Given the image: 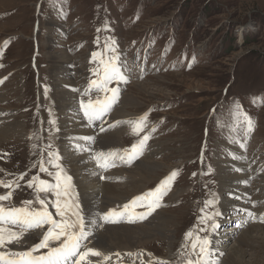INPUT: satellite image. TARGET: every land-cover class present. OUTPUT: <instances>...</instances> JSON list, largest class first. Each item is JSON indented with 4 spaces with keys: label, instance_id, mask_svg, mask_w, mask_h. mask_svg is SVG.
Segmentation results:
<instances>
[{
    "label": "rangeland",
    "instance_id": "obj_1",
    "mask_svg": "<svg viewBox=\"0 0 264 264\" xmlns=\"http://www.w3.org/2000/svg\"><path fill=\"white\" fill-rule=\"evenodd\" d=\"M35 40L40 46L36 59L38 73L32 59ZM92 48L99 60L108 53L106 63H113L116 52L124 64L119 67L123 78H117L118 95L114 97L116 102L111 101L115 104L108 109L109 119L102 117L106 118L103 130L97 129L102 118L95 117L92 124L89 115L84 116L90 137L81 135L85 143H77L80 147L87 146L88 151L78 150L76 144L61 139L65 130L55 94L57 69L51 61L55 56L63 58L62 65L69 67L78 87ZM42 80L49 81L48 95L44 84H38ZM0 90L3 96L0 128L12 126L13 129L9 137L0 138V151L8 148L3 154L6 157L13 154L11 148L23 152L28 129L31 134L46 132L55 166L59 165L74 180L80 203L79 185L76 187L79 181L65 156L90 157L91 137L96 136L97 153L101 154L96 158L102 163L110 150L103 155L101 149L113 146L99 148L107 141L101 136L114 132L126 148L130 143L132 118L141 117L138 123L142 122L143 129L134 134L145 132L148 139L140 144L138 155L118 156L110 171L123 172L127 180L130 175L126 172H138L135 166H130L129 159L137 164L149 158L168 165L170 169L159 171L158 178L150 176L145 181L136 178L138 194L178 169L181 173L176 177L179 170L169 179H174L175 186L166 197L165 206L152 217L161 215L168 219L165 235L169 239L154 235L151 240L136 241L126 251L133 259L138 257L134 252L145 247L163 257H168L172 249L173 255L188 224L181 225L185 220L190 225L193 221L192 201L198 196L214 211L211 220L218 225L212 228V240L204 246L207 254L211 251L207 258L219 259L217 264H224L226 251L229 254L230 249L241 246L245 255L242 264H264V214L261 213L264 210V0H0ZM127 93L135 95L139 104L131 105L128 111L134 115L124 117L126 121L121 122L115 116ZM15 123L20 128H15ZM206 144L208 156L202 163L198 158ZM88 163L94 166L93 158ZM100 165L94 168L99 171ZM195 167L197 172L192 175L189 171ZM7 178L13 180L16 198L32 192L25 177ZM120 180L113 183L120 184ZM53 195L58 196L54 204L64 203L66 196L62 192L53 190ZM80 209L94 239L98 224L99 230L108 225H126L117 223L115 218L102 222L101 213L91 223L81 205ZM104 210L107 209H101ZM253 227L250 243L241 241L243 234ZM227 229L235 234L225 238ZM213 233L218 234L221 246L211 244ZM200 236L205 237V233ZM201 242L197 243L199 249L203 246Z\"/></svg>",
    "mask_w": 264,
    "mask_h": 264
},
{
    "label": "bare ground",
    "instance_id": "obj_2",
    "mask_svg": "<svg viewBox=\"0 0 264 264\" xmlns=\"http://www.w3.org/2000/svg\"><path fill=\"white\" fill-rule=\"evenodd\" d=\"M55 57L56 58L52 57V61H51L52 64H54L55 68L57 69V72H56V74H57V80H56L57 90L55 91V94L58 98V102L60 104V109H61V114H60L62 116L61 125L65 131H68L66 133L63 130L64 131L63 137L61 139L63 140V142H65V143L69 142L73 146H74V144H76V149H78V150H80L81 148H85L86 150L89 151V148L87 146L80 147V145H79V143H81V144L85 143V140L81 139L80 136L85 135V136L90 137L91 130H89V128L87 126V122L85 121L84 116L86 114L84 112L81 113V110H83L82 107H81V110L79 109V107L82 104L77 105L78 94H77L76 83L74 81L75 79L73 80V78L70 74L69 67L67 68L64 65H62L63 58H61V57L57 58V56H55ZM117 58H120L119 54H118ZM122 62L123 63H121V60H120L117 64L119 72H121L120 68H119L120 65L124 64L123 60H122ZM119 83H120V81H119ZM119 83H118V85H119ZM135 87L137 89H139L138 85ZM0 92H1V90H0ZM116 94H117V92H116ZM117 95H116V97H117ZM1 99H3V96L0 93V100ZM114 100L116 102L115 98H113L112 102H114ZM122 100H124V101H122L121 106L118 108L117 115L115 116V119L121 118L122 120H120V121L124 122V121H126V119L124 117H130V116L134 115V113H130L128 111V108L131 105L137 104L138 100H137L135 95L130 94V93L125 94L124 97H122ZM125 103L128 105H126ZM114 104L110 103L109 107L113 106ZM86 117L88 118V116H86ZM94 118H95V116H93L92 119H94ZM86 120H89V119H86ZM101 122L99 121L97 124H101L103 126L106 125V123L104 125ZM58 123H59V121H58ZM208 124H209V121H208ZM19 126L20 125L18 123H15V125H14L15 128H18ZM58 130H61V129L58 128ZM12 131H13L12 126L1 127L0 128V138L6 137V136L9 137L8 135H10V132H12ZM67 134L70 137H68ZM101 138H103L104 140H107V141L104 142L102 145H100L99 148H106V147L113 146L112 148L101 149L103 155L107 152V150H110L109 153L106 154V156L102 160V163L99 160H97V158H96L97 155L98 156L101 155V154L97 153L99 138H96V136L91 137L92 144L90 145V152H89L90 157H91V161L93 158L94 163H92V165L94 164V166H90V164L88 163V160L90 161V157H86L85 155L80 157V154H79L77 159L73 158L74 156H67V157L65 156V161L67 163H70V168L79 181V184L76 183V187L78 188V185H79V188L77 191H79L80 199L82 200L81 203H83V205L80 203L82 211H85V213H86V215H88L91 223H95L98 220L97 217L102 212L101 209H105V208L108 209L110 207L115 206L117 203L123 204V203L127 202L131 197L137 196L138 195V191L136 188L137 185L136 186L134 185L136 178H140L142 181L148 180L147 177H150V176H152V179L158 178V177H160L159 171L170 169L168 167V165H166L162 162L154 161V160L149 159V158L148 159H145V158L141 159V161L140 162L138 161L137 164L135 163L134 159H132V160L129 159L128 163L130 164V166H135V169L138 172H136V173L126 172V174L131 176V177L130 176L127 177V180H126V175H122L123 172L119 173V172H116L114 170L110 171L111 168H114V166L112 164H116L115 162H117L118 156H119V158L123 157V155H120V151L124 147V145L121 142L120 137L113 132V133L104 134L101 136ZM77 142H79V143H77ZM116 146H120V147L117 148ZM112 150H116V151L114 153H111ZM82 153H84V152H82ZM115 153H117L118 155L116 156ZM110 160H112V162ZM109 161H110V163H109ZM98 164H101L99 167V171H97L98 169L96 170L94 168L95 166H98ZM124 174H125V172H124ZM102 177L104 178L103 181L101 180ZM120 178L123 180V181L120 180V184H118V183L116 184V182L113 183V181L115 179L119 180ZM77 179H75V180H77ZM100 180H101V182H100ZM130 180H132V181L130 182ZM99 186H100V188L98 189ZM82 206H84V210H83ZM261 213L264 214V210ZM124 221H126L125 217H124ZM116 222L117 223H123L120 218H117ZM126 222H128V223H125L126 225L120 224L118 226H115V225L114 226L113 225L112 226H109V225L103 226L104 229H101V230H99L98 227L100 224H98V227L96 226L97 230H98V231H96V238L98 240L97 246H99V247L94 245V243L97 240L95 241L96 238L94 239L92 237V235L90 234V240L92 241L93 246L100 249V250H103V251L109 253L111 256L109 255L108 257L113 258V255H112L113 253H115L117 251H129L130 248H132L135 245L136 241L145 242L148 239L151 240V238H153L154 235H157V236L162 235L164 237V239H169V237L166 238V235H165V232H166L165 229L169 223H168V219L164 216L159 215L158 217L151 218L150 221L144 222V223L139 222L137 219H133L131 221H126ZM127 224H130L131 226H129ZM134 224H143V225L135 226ZM253 229H254V227L251 228L249 231H246L245 233L243 232L244 234L241 238L242 239L241 241H243L244 243H246V242L250 243V240L252 239L251 230L253 231ZM233 233L235 234V232H233L231 229H227V231L224 232V234H227L225 236V238L227 236L229 238V236ZM213 234H215V235L213 236L214 243H212V245L214 247L221 246L219 237H216L218 234L217 233H213ZM239 247H241V246L233 247L232 249H230L231 253H229V254H227V251H226V259L223 261L224 264H242V261H243L245 255L243 254L244 252L242 251V248H239ZM218 260L219 259L213 260L210 258H206L205 262L207 264H217Z\"/></svg>",
    "mask_w": 264,
    "mask_h": 264
},
{
    "label": "snow or ice",
    "instance_id": "obj_3",
    "mask_svg": "<svg viewBox=\"0 0 264 264\" xmlns=\"http://www.w3.org/2000/svg\"><path fill=\"white\" fill-rule=\"evenodd\" d=\"M103 67H102V72H103V83L106 86L108 81L120 78L122 79L123 77L121 76L118 67L115 64L111 63H105L101 62ZM96 75H100V71H97L95 73ZM96 83V82H93ZM114 95H115V90H112ZM109 108V102L106 99L105 101H97L96 106H93L92 104H89L86 106V115H89L90 117L95 116L99 117L101 116L104 112H106ZM142 127V122L141 125L137 126V130ZM249 127H251V121H249ZM148 139L147 136L144 137V140L146 141ZM135 151V148L133 149ZM59 167V165H57ZM176 173H173L172 176L174 177ZM60 179V175L57 174V180ZM66 180L71 179V177H65ZM169 181H165L164 184H167ZM0 183H3L0 181ZM43 183V182H41ZM164 184L161 185V188L164 187ZM6 186H11V185H6ZM31 186V185H30ZM59 187V185H57ZM42 191L44 189H41ZM158 194L162 195L163 193L161 192V189H157L156 192L149 193L148 196L152 197L155 196L157 197V200L159 199ZM8 196H3L0 197V200H6L8 199ZM142 199V198H138ZM210 204L212 203L211 201L209 202ZM40 204L43 205L44 201L40 200ZM156 206V203L153 202L148 205L150 211L154 210ZM57 210L58 214L60 216H64V212L60 210V205L59 202H57ZM127 207V206H126ZM150 214V212H149ZM116 213H109L107 216H105V220L109 219V216H114ZM5 217H8L13 225H19L20 226V232H15V231H8L7 235H5V229L0 227V247H3V245L7 243H11L14 239H19L20 236L24 234L25 230L32 229L34 227H40L44 224H50L51 228L47 231L46 235L43 237L42 241L40 244H38L36 247L32 249V251L29 252H21V253H16L13 254L14 256L18 257L17 259H5L4 254L0 253V264H67V260L70 257H75L79 256V259L81 261L85 260L89 255L91 256H100L101 253L92 249H88L87 251L80 252V240L85 237V233L83 231L84 225L82 222V218H80L77 214V221L76 223L69 224L66 220L57 222L56 220L53 219L52 214L48 212L47 207L45 206L43 211H34V212H29L26 209H15L12 211H9L7 213L4 212L3 209H0V223L5 222ZM211 219V217H209ZM115 222V221H113ZM76 224H79V234L75 232H69L68 229L76 227ZM213 227H218V225H213ZM58 230V231H57ZM191 233L188 234L189 237H191ZM61 237H64L63 240H61ZM50 240H59L60 241V246L59 247H54L51 249V251L48 253L46 256H39V257H33L32 252L33 251H38L41 248H48L49 247V241ZM202 247L200 248L201 254H205L206 246L209 241L208 240H203L202 242ZM196 244H193V249L196 248ZM118 255V254H117ZM107 259V257H106ZM158 264H166L164 261H158ZM187 264H194L193 261L189 260L187 261Z\"/></svg>",
    "mask_w": 264,
    "mask_h": 264
},
{
    "label": "water",
    "instance_id": "obj_4",
    "mask_svg": "<svg viewBox=\"0 0 264 264\" xmlns=\"http://www.w3.org/2000/svg\"><path fill=\"white\" fill-rule=\"evenodd\" d=\"M37 12H38V16H39L41 14V5L39 6ZM215 109H216V107L213 109L212 113H214Z\"/></svg>",
    "mask_w": 264,
    "mask_h": 264
},
{
    "label": "built area",
    "instance_id": "obj_5",
    "mask_svg": "<svg viewBox=\"0 0 264 264\" xmlns=\"http://www.w3.org/2000/svg\"><path fill=\"white\" fill-rule=\"evenodd\" d=\"M81 83H82V82H81ZM198 187H199V190H200V184L198 185ZM200 193H202V192H201V190H200ZM203 194H206V193H205V192H203Z\"/></svg>",
    "mask_w": 264,
    "mask_h": 264
}]
</instances>
